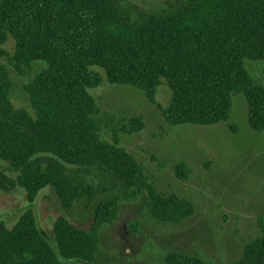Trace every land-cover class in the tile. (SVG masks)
<instances>
[{"label": "trees", "instance_id": "16d2710c", "mask_svg": "<svg viewBox=\"0 0 264 264\" xmlns=\"http://www.w3.org/2000/svg\"><path fill=\"white\" fill-rule=\"evenodd\" d=\"M9 38L16 44L12 62L19 74L33 63L46 64L25 86L29 111L14 106V82L0 63V160L17 173L14 178L0 170V190L20 187L31 204L51 188L62 206L71 208L94 191L69 167L104 168L123 185L127 199L147 193L157 223L175 225L195 214L191 201L151 187L119 136L103 140L96 119L101 110L90 92L105 78L95 68L108 83L142 92L172 127L225 123L237 135L234 99L243 96L250 128L264 132V87L255 84L245 64L264 66V0H174L156 8L129 0H1L0 48ZM165 85L175 93L167 108L157 101ZM128 122L127 133L145 127L140 118ZM175 174L185 181L191 170L180 163ZM119 215L114 197L97 205L89 230L59 218L53 245L29 208L12 227L0 222V264H92L103 227ZM259 225L261 236L234 264H264V217ZM163 264L211 263L169 251Z\"/></svg>", "mask_w": 264, "mask_h": 264}, {"label": "rangeland", "instance_id": "374dc122", "mask_svg": "<svg viewBox=\"0 0 264 264\" xmlns=\"http://www.w3.org/2000/svg\"><path fill=\"white\" fill-rule=\"evenodd\" d=\"M129 1L156 8L174 0ZM15 53V41L9 38L7 44L0 48V63L8 69L14 82L11 93L14 106L32 111L25 86L33 82L46 64L33 63L21 75L12 62ZM245 64L255 84L264 87L263 64L250 60ZM94 70L105 78L102 87L90 92L101 110L96 119L101 126L103 140L113 142L114 136H119L122 146L146 170L151 187L163 195L177 194L190 200L196 213L179 224L157 223L147 207V193L130 200L125 197L123 185L107 169L69 167L71 174L83 178L93 189L92 197L78 201L71 208H64L51 188L42 191L33 204L29 203L20 187L9 193L0 190V222L12 227L31 208L40 230L55 245L53 226L56 220L63 217L75 227L89 230L97 205L104 199L116 197L120 203V215L114 224L103 227L100 251L92 264H163L169 251L200 256L213 264H230L238 259L243 244L256 238L259 230L254 218H245L237 203L248 199L251 202L249 212L264 215V172L253 161L264 150V132L250 129L245 98L238 96L234 99L232 114L240 130L237 135L247 145L250 144L242 148L243 156L238 160L232 150L226 149L232 143V133L227 124L214 129L171 127L163 113L142 92L110 84L104 71ZM174 95L169 85L162 86L158 90L157 101L166 108ZM234 111L238 121L234 118ZM129 118H140L144 129L127 133ZM256 138L257 147L252 142ZM250 139L251 142L248 141ZM224 149L227 150L225 154ZM221 157L224 158L220 164ZM263 160L264 157L259 158V161ZM180 162L187 163L192 170L190 178L183 182L177 179L174 171ZM0 170L14 178L17 176L10 164L3 160H0ZM230 176L236 179L234 183H227ZM69 264L87 263L72 261Z\"/></svg>", "mask_w": 264, "mask_h": 264}, {"label": "crops", "instance_id": "0c3cea01", "mask_svg": "<svg viewBox=\"0 0 264 264\" xmlns=\"http://www.w3.org/2000/svg\"><path fill=\"white\" fill-rule=\"evenodd\" d=\"M133 88V87H132ZM159 90V89H158ZM158 94V93H157ZM169 106V105H168ZM167 106V107H168ZM166 107V108H167ZM233 109H234V106H233ZM235 114H236V112L234 111V118L236 119V116H235ZM237 121H238V119H236ZM223 124V125H222ZM169 125V124H168ZM187 126H190V127H188V128H199V127H201V126H203V125H199V126H195V125H187ZM220 126H226V124L225 123H220V124H218V125H214V126H210V127H206V126H203V127H205V128H211V129H214V128H218V127H220ZM172 127V126H171ZM179 127H183V126H179ZM251 129V128H250ZM252 130V129H251ZM253 131V130H252ZM255 132V131H254ZM226 137L228 138V136L226 135ZM250 138H252V137H250ZM230 140L232 141V143L230 144V145H227V148L226 149H228V151L229 150H232L233 152H234V155H235V157L239 160V158H241L243 155H242V153H241V151H242V148H244V147H248L249 145H247L246 144V141H244L243 139H240L239 138V136L238 135H233V134H230ZM248 141H250L251 142V139L250 140H248ZM253 142V145L255 146V147H257L258 146V139L256 138L254 141H252ZM245 143V144H244ZM257 143V144H256ZM240 145H241V147H240ZM227 150H225L224 149V154L225 153H227L226 152ZM223 154V155H224ZM222 155V156H223ZM260 157H264V150H263V152H261L259 155H258V158H256V160H253L254 161V165H256V166H258L259 168H261V170L264 172V160L263 161H259V158ZM223 158L224 157H221L220 159H219V163L221 164L222 162H223ZM180 163H184V162H180ZM180 163H178V164H180ZM177 164V165H178ZM188 167H189V165L187 164V163H185ZM263 164V165H262ZM176 165V166H177ZM175 166V167H176ZM175 167H174V171H175ZM190 168V167H189ZM229 168H231V167H229ZM232 169V168H231ZM190 170H191V168H190ZM237 173V172H236ZM191 174H192V170H191ZM176 175V174H175ZM191 176V175H190ZM232 176V175H231ZM229 177L226 181H227V183H234V181L236 180V179H232V177ZM190 178V177H189ZM188 178V179H189ZM187 179V180H188ZM179 180V179H178ZM180 181V180H179ZM186 181V180H185ZM181 182H183V181H181ZM249 183H250V181H248ZM251 184V183H250ZM231 187V186H230ZM254 188V187H253ZM255 191H257V189H255ZM161 194V193H160ZM171 195V194H170ZM177 195V194H176ZM185 199V198H184ZM188 200V199H187ZM190 201V200H189ZM245 201H249L248 199H241V202L240 203H237V204H239V209L241 208V209H243L242 210V214L244 215V217L246 218V217H251V218H254V221H255V223H256V226H257V229L259 230V235L256 237V238H254V239H252V240H250V241H248V242H245V244H243V246H242V248H241V250H240V255H239V258L238 259H235V260H233V261H231V263H235V262H237V261H239V260H241L242 258H243V256L242 255H244V250H245V247L249 244V243H251V242H253L254 240H256L257 238H259L260 236H261V234H262V231H261V228H260V225H259V218L260 217H264V215H257V214H254V213H250L249 212V209H248V206H249V204L251 203L250 201L248 202V204L247 203H245ZM193 203V202H192ZM194 204V203H193ZM195 213H196V211H195ZM177 252H179V251H177ZM182 253V252H181ZM188 255H190V254H188ZM191 256H194V257H198V258H202V259H204V260H206V261H208V262H210L211 264H213L210 260H208V259H206V258H203V257H200V256H196V255H191ZM242 256V257H241ZM237 260V261H236ZM235 261V262H234ZM230 263V264H231Z\"/></svg>", "mask_w": 264, "mask_h": 264}]
</instances>
